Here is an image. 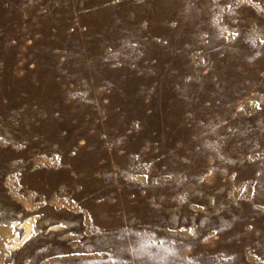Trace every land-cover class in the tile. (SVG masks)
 Here are the masks:
<instances>
[{
	"label": "rangeland",
	"instance_id": "374dc122",
	"mask_svg": "<svg viewBox=\"0 0 264 264\" xmlns=\"http://www.w3.org/2000/svg\"><path fill=\"white\" fill-rule=\"evenodd\" d=\"M0 264H264V0H0Z\"/></svg>",
	"mask_w": 264,
	"mask_h": 264
},
{
	"label": "bare ground",
	"instance_id": "6f19581e",
	"mask_svg": "<svg viewBox=\"0 0 264 264\" xmlns=\"http://www.w3.org/2000/svg\"><path fill=\"white\" fill-rule=\"evenodd\" d=\"M26 229H27V235L26 236L28 237L30 235V233H31L30 226L27 225V228Z\"/></svg>",
	"mask_w": 264,
	"mask_h": 264
}]
</instances>
